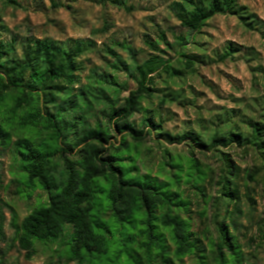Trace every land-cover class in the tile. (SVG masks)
I'll return each instance as SVG.
<instances>
[{"label":"trees","instance_id":"16d2710c","mask_svg":"<svg viewBox=\"0 0 264 264\" xmlns=\"http://www.w3.org/2000/svg\"><path fill=\"white\" fill-rule=\"evenodd\" d=\"M96 1L132 8L131 0ZM0 2L17 5V0ZM170 10L190 33L200 32L218 14L236 15L255 29L256 15L238 0H174ZM8 33L0 14V147L11 152L26 187L47 195L19 224L12 212L15 239L27 258L36 243L54 244L67 235L61 251L67 263L185 264L189 258L193 264H244L231 228L241 200L254 201L250 183L264 186V114L222 108L207 121L199 116L200 131H167V106L185 105L181 87L196 74L200 60L180 50L175 60L161 56L160 42L170 47L161 30L158 40L146 36L154 53L141 62L133 57L128 63L113 48L106 49L114 57L111 67L123 69L136 83L121 105L120 85L112 74L92 70L82 81L80 58L93 51L92 40L5 41ZM184 40L178 38V45L184 46ZM121 46L135 55L130 46ZM238 51L229 42L216 57L223 62ZM96 112L107 122L91 123ZM136 115L139 123L133 120ZM154 136L163 148L157 166L148 160L147 138ZM159 139L186 141L191 149L186 155L172 154ZM232 148L251 156L252 167L243 169ZM196 152L214 153L219 171L203 164ZM209 185L215 195L209 194ZM186 187L203 197L199 222L191 215ZM256 231L252 241L264 251V216ZM4 236L0 222V241Z\"/></svg>","mask_w":264,"mask_h":264},{"label":"rangeland","instance_id":"374dc122","mask_svg":"<svg viewBox=\"0 0 264 264\" xmlns=\"http://www.w3.org/2000/svg\"><path fill=\"white\" fill-rule=\"evenodd\" d=\"M173 1L131 0L132 8L128 11L100 4L96 0H17V5L0 2L2 22L9 28L3 39L9 41L14 38L18 42L33 37L60 41L69 38L92 40L95 43L93 51L80 58L84 66L82 81H87L92 70L99 74H112L120 85L121 105L129 90L136 88V83L123 69L111 67L114 57L106 49L113 48L128 63L133 57L141 62L154 53L144 42L146 36L152 41L158 40L161 30L170 44L169 47L160 42L161 56L175 60L180 50L200 60L196 62V74L188 77L181 87L187 97L185 105L167 106L165 113L168 117L164 123L167 131L173 135L182 134L188 128L200 131L197 124L199 116L207 121L222 108L240 109L256 117L264 114V0H238L239 6L256 15L255 29L242 25L236 15L218 14L209 19L198 33H190L180 25L170 10ZM182 37L185 40L181 47L178 38ZM229 42L238 46L240 51L233 59L218 61L216 54L222 52ZM121 44L130 46L135 55H130ZM96 114L98 117H93L91 123L97 120L107 122L101 112ZM140 118L136 115L133 120L139 123ZM157 140L156 136L147 138L151 152L148 160L155 166L159 164L163 151ZM164 143L172 154L186 155L191 149L186 141ZM230 153L243 169L252 167V157H244L241 148H232ZM195 156L215 172L219 171L220 161L214 153L196 152ZM208 187L209 194L215 195L214 189L210 185ZM250 188L254 201L241 200L239 209L233 215L231 230L244 252V264H264V251H257L256 242L252 241L257 223L264 216V186L250 183ZM186 191L192 200L191 215L199 222V212L205 207L203 197L195 195L188 187ZM46 200L43 190L26 187L11 152L0 147V222L5 235L0 241V264H75L67 263L61 254L67 235L63 241L54 244L36 243L31 258L26 257L27 251L21 249L15 239L12 212L16 213L15 222L19 224L33 208ZM230 209L233 210V207ZM208 210V214H212L210 206ZM194 229H197L196 222ZM184 262L193 264L189 258H185Z\"/></svg>","mask_w":264,"mask_h":264}]
</instances>
